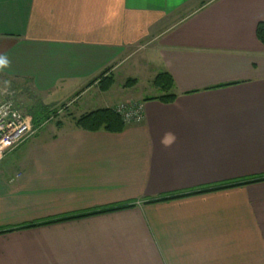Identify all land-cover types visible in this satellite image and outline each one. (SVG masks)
<instances>
[{
  "label": "crops",
  "instance_id": "1",
  "mask_svg": "<svg viewBox=\"0 0 264 264\" xmlns=\"http://www.w3.org/2000/svg\"><path fill=\"white\" fill-rule=\"evenodd\" d=\"M262 21L264 0H0L3 95L15 82L49 106L82 91L76 118L144 106L121 133L62 119L2 160L0 264H264ZM130 61L136 85L106 101ZM107 69L115 85L90 86ZM160 73L170 104L146 100ZM118 205L134 207L18 229Z\"/></svg>",
  "mask_w": 264,
  "mask_h": 264
},
{
  "label": "trees",
  "instance_id": "2",
  "mask_svg": "<svg viewBox=\"0 0 264 264\" xmlns=\"http://www.w3.org/2000/svg\"><path fill=\"white\" fill-rule=\"evenodd\" d=\"M256 37H257L258 41L264 45V21L260 22L257 25ZM94 82H98V87H99L100 91H102V92H107L108 90H110L115 83L114 76L112 74H109V69H107L106 71L101 73L90 84H92ZM135 84H136V80L129 79L125 86L130 87V86H134ZM153 85L158 89L159 96L156 98H148L146 100H158V101L165 103V104H170L175 100L176 96L173 93L174 82H173V80L169 74H167V73L158 74L153 81ZM43 108H45V109L47 108L46 112L45 111L43 112V115H45V117H46L48 114L47 111L49 109L46 106H43ZM43 115L41 116L38 114V116H35V115L32 116V124H33V127L36 130V132H39L41 130V128L44 127L43 126L44 122L42 121ZM73 120H74L75 126L78 129H81V130L87 131V132L105 131V132H109V133H121L126 126L124 124V122L122 121L121 117L114 111V108L100 109V110H96L93 112H89L87 114H84V115L76 118V119L74 118ZM56 125H57V127H61L62 123L58 120V121H56ZM259 181H261V180H257V182H259ZM253 182H256V181H250V182L242 183V184H238V185L249 184V183H253ZM238 185H235V186H238ZM223 188H227V187L214 188V189H210V190H204L201 192H203V193L211 192V191L213 192V191L222 190ZM181 197H183V196L178 195V196L153 200V201H149L148 204L171 201V200H175V199H178ZM132 207H134V205H118V206H113V207H107V208H102L99 210L90 211L88 213H82V214H78V215H73V216L63 217V218H59V219H55V220H51V221H46L44 223L31 224V225H27L25 227H20L18 229H29V228H33V227H37V226H43V225H49V224H54V223H59V222L78 220V219L88 218V217H92V216L114 213V212L130 209ZM14 230H17V229H12V230L5 231V232H13Z\"/></svg>",
  "mask_w": 264,
  "mask_h": 264
},
{
  "label": "rangeland",
  "instance_id": "3",
  "mask_svg": "<svg viewBox=\"0 0 264 264\" xmlns=\"http://www.w3.org/2000/svg\"><path fill=\"white\" fill-rule=\"evenodd\" d=\"M131 62L132 61L125 63L123 65V68L121 70H118L115 73L116 82H117L115 89H114L115 94L111 91L110 93H107V95L103 96L104 98L108 99L106 101H110L111 99L118 97L120 95V90L122 87L124 89H130L133 87V86L126 87L125 85L129 79H134V77H130V78L126 79V77L124 76L126 68L130 65ZM139 72L140 71L138 69V71H136V74L139 75ZM109 74H110V72H109ZM134 80H136V79H134ZM139 80L141 82V85L137 89V94L142 95V96H151V95H149L150 94L149 89L145 86L144 83H142V81L144 79L142 77H140ZM114 81H115V77H114ZM94 83L90 84V86L93 85ZM114 85H115V83H114ZM97 87H98V82H97ZM4 89H5V87L0 88V103H3L5 101L12 102L14 104V106L17 109H19V111H21V113L27 114L31 119H32V116H34V115L38 116V114H39L42 116L43 112L44 111L46 112L47 108L46 109L43 108L44 105L41 104V102L38 100V97H36V96L32 95L30 92H28L29 89H27V87L26 88L20 87V84L14 82L13 87L10 90L11 93H8L7 95H5V94L3 95L2 90H4ZM83 95H84L83 92L80 91V92L76 93L70 100L46 106V107H48L49 110L47 111L48 114L46 117H45V115H43V120H42L44 122L43 126L44 127L46 126V128H44L42 133L48 132L51 129H54L55 128L54 125H56V121H58V120L62 123V119H66V121H67V118H69L72 120V122H74L73 119L74 118L76 119V117L74 115L79 114V111L77 110V108L83 107L84 109L88 110V100H87L88 96H87L86 100L84 101L85 98H83V99H81V98L86 97V95L85 96H83ZM95 101L97 102L98 100H95ZM123 103L133 104L136 102H123ZM123 103L119 102V103L115 104L114 106H111L110 108H114L117 105L123 104ZM110 108H100V109H110ZM100 109H97V110H100ZM94 111H96V110H94ZM91 112H93V111H91ZM87 113H80L81 114L80 116L87 114ZM65 127L70 128L68 121H67ZM19 147H17L13 152L18 150Z\"/></svg>",
  "mask_w": 264,
  "mask_h": 264
},
{
  "label": "built area",
  "instance_id": "4",
  "mask_svg": "<svg viewBox=\"0 0 264 264\" xmlns=\"http://www.w3.org/2000/svg\"><path fill=\"white\" fill-rule=\"evenodd\" d=\"M114 111L125 125L141 124L144 120L141 102L119 104L114 107ZM36 133L28 115L22 114L10 101L0 103V163Z\"/></svg>",
  "mask_w": 264,
  "mask_h": 264
}]
</instances>
